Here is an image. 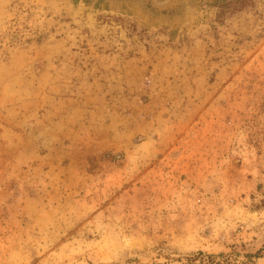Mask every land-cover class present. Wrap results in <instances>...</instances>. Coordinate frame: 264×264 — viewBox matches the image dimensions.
Instances as JSON below:
<instances>
[{
  "label": "rangeland",
  "instance_id": "374dc122",
  "mask_svg": "<svg viewBox=\"0 0 264 264\" xmlns=\"http://www.w3.org/2000/svg\"><path fill=\"white\" fill-rule=\"evenodd\" d=\"M0 0V264H264V0Z\"/></svg>",
  "mask_w": 264,
  "mask_h": 264
},
{
  "label": "water",
  "instance_id": "95a60500",
  "mask_svg": "<svg viewBox=\"0 0 264 264\" xmlns=\"http://www.w3.org/2000/svg\"><path fill=\"white\" fill-rule=\"evenodd\" d=\"M145 7H149L151 10L156 12H174L176 9L181 7L186 10L189 0H164L163 5L160 7L159 0H139Z\"/></svg>",
  "mask_w": 264,
  "mask_h": 264
},
{
  "label": "bare ground",
  "instance_id": "6f19581e",
  "mask_svg": "<svg viewBox=\"0 0 264 264\" xmlns=\"http://www.w3.org/2000/svg\"><path fill=\"white\" fill-rule=\"evenodd\" d=\"M188 1V0H187ZM158 2H160V4H159V6L161 7L162 5H163V3L162 2H164V0H159ZM189 4H188V7L186 8V12H187V14H188V12L190 13V12H192V9H193V5H194V3H193V0H189ZM165 13V12H164Z\"/></svg>",
  "mask_w": 264,
  "mask_h": 264
},
{
  "label": "crops",
  "instance_id": "0c3cea01",
  "mask_svg": "<svg viewBox=\"0 0 264 264\" xmlns=\"http://www.w3.org/2000/svg\"><path fill=\"white\" fill-rule=\"evenodd\" d=\"M142 4V3H141Z\"/></svg>",
  "mask_w": 264,
  "mask_h": 264
}]
</instances>
